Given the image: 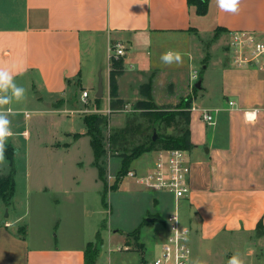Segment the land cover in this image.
<instances>
[{
  "label": "crops",
  "instance_id": "obj_1",
  "mask_svg": "<svg viewBox=\"0 0 264 264\" xmlns=\"http://www.w3.org/2000/svg\"><path fill=\"white\" fill-rule=\"evenodd\" d=\"M206 17L211 22L212 42L211 51L205 53L197 40L204 38ZM217 28L223 31L213 37ZM231 31L262 36L264 0H241L238 13L223 11L216 0H208L203 16L187 0H0V64L11 67L15 82L26 89L22 101L6 106L13 113L11 122H18L14 115L25 113L38 99L45 105L66 99L76 90L87 91V102L95 104V98L90 99L92 75L104 63L106 109L100 108V101L96 108L102 114L110 109V72L117 61L110 56L112 43H121L125 51L119 58L121 75L116 77L115 91L127 107L140 97L141 86L148 81L157 106L176 100L182 88L180 71H190L191 63L203 65L204 71L219 75L220 83L211 94L210 82L203 88L201 78V88L192 97L188 125L192 147L187 151L190 192L179 203L180 222L190 228L191 243L213 242L222 235L254 237L253 245L259 250L253 253L254 262L264 264V72L236 68L229 56L223 57L218 46ZM138 50H145L146 56L136 61ZM170 50L181 54V64L161 62V56ZM168 87L174 91L169 92ZM29 90L36 95L29 96ZM202 109L213 111L211 125L201 119ZM19 135L26 138L29 131L24 129ZM72 181L79 186L80 180ZM56 185H51L56 192L67 189L62 180ZM94 186L103 190L98 172ZM143 216L129 233L107 228L96 231L97 225L91 226L90 236L99 232L103 244L106 232L108 243L116 244V250L109 246L106 253L101 247L94 264H145L148 259L141 232L148 223ZM148 217L159 218L157 214ZM1 218L0 264H85L89 239L35 246L25 228L17 233L23 227H14L18 218ZM137 229L138 235H129ZM159 236L164 240V229ZM134 239L142 247L141 253L117 250L130 248Z\"/></svg>",
  "mask_w": 264,
  "mask_h": 264
},
{
  "label": "rangeland",
  "instance_id": "obj_2",
  "mask_svg": "<svg viewBox=\"0 0 264 264\" xmlns=\"http://www.w3.org/2000/svg\"><path fill=\"white\" fill-rule=\"evenodd\" d=\"M204 23H207L203 28L204 38L197 40L201 41L203 52L206 49L210 50L212 42V40L210 41V18L206 17ZM198 46L197 44V48ZM218 48L221 49L223 57L228 59L229 51L227 40L224 37ZM137 52L139 53H137L136 61L145 58V50ZM105 65L106 63L102 64L100 68L103 69L102 73L101 70H98L92 75L93 86L90 89L92 101L101 77L104 86V98L100 100L102 110L106 109ZM202 68L201 64L191 63L190 71H180L181 91L176 95L177 99L168 104L157 106L152 97L151 81L144 83L141 86L142 90L140 89V94L141 92L142 94L128 106L129 111L112 112L109 115L107 127L102 128L104 138L108 136L110 129L123 126L128 116L138 115L142 112V108L148 100L143 93L148 90V86L151 93L150 99L158 108L179 112L182 116L188 113L191 106L188 112L179 107L185 104L187 99L192 101L193 95L199 92L193 83L190 84V81L193 80L192 75L195 74L197 78H194L195 81H191L194 84L199 79H203V88H206L207 83L210 82L208 90L211 94L219 87V75L212 71L206 72ZM172 89L168 91H174ZM80 94L81 91L76 90L66 99L45 105L41 98L38 99L39 103L29 105L25 113L14 115L18 118V122L17 119L14 120L11 126L16 135L8 140L5 153L8 167L0 168V177L6 176L10 172L11 165L8 158H13L15 190L9 204L0 199V217L10 221L18 218L19 221L14 227H23L17 228V233L21 234L25 228L29 242L32 245L40 246L43 243L60 244L62 242L70 243L72 240L74 242L76 240L77 242L84 241V239L94 242L96 233L91 232V236L89 235L93 225H97L96 231L101 228L106 231L107 228L129 233L140 223L142 215L145 220L149 214H157L159 218L145 224L141 232V239L143 242L145 241V256L150 262L159 255L160 244L163 240L159 235L164 229V219L173 211V199L165 193L144 189L133 178L125 177L126 175L122 177L117 188L110 189L120 167V159L111 157L107 152L103 158L102 167L105 171L104 181L108 189L104 192L105 205L101 204L103 190L97 191L94 186L97 169L93 165V153L89 138L85 135H81L77 139L74 138L75 134L86 132L83 115L90 114V112L83 111L86 108L91 110L97 106L90 101L85 104ZM30 95L36 94L29 90ZM43 98L45 99V96ZM200 102L198 104L205 105ZM25 114L28 116L27 118ZM192 114L195 113L192 112ZM100 115L103 116L102 113ZM24 129L29 131V136L26 138L19 135ZM161 133L174 134L175 130L172 128L164 130L159 127L158 134ZM151 158V152L142 154L132 162L129 170L145 171L150 166ZM73 179L80 180L79 186L72 181ZM61 180L67 189L65 188V192H56L51 188V185L55 188ZM104 237L101 246L103 252L106 253L109 246L116 250V244L108 243L106 232ZM238 237H240L239 240ZM130 242L129 249L131 251L142 252V247L135 239ZM253 243L255 244V238L249 239L245 235H222L216 241L203 244L195 241L191 243L189 240L191 264H197V262L199 264H227L228 259L234 253L241 255L244 264H255L253 253H257L259 250ZM250 252L251 254H249ZM262 252L264 253V244Z\"/></svg>",
  "mask_w": 264,
  "mask_h": 264
},
{
  "label": "trees",
  "instance_id": "obj_3",
  "mask_svg": "<svg viewBox=\"0 0 264 264\" xmlns=\"http://www.w3.org/2000/svg\"><path fill=\"white\" fill-rule=\"evenodd\" d=\"M188 5L195 8L196 14L203 16L208 11V0H187ZM215 37H218L222 33L221 28L215 30ZM121 72V62L115 61L113 63V69L110 72V102L109 108L112 111L121 109L125 104L120 100L115 91L116 77ZM147 88V87H146ZM147 97V102L142 108L140 114H133L128 116L125 123L121 127L110 129V132L106 138L102 134V128L107 127L108 118L97 114L83 115V122L86 127L85 136L89 138V144L93 153V165L98 172V178L103 184L102 204L104 203V192L107 191V184L104 181L105 171L102 167L103 158L110 153L111 157H117L120 159V167L117 171V175L110 189L118 187L121 183L122 177L126 175L134 160L139 158L144 153H150L156 149H183L188 151L192 144L190 142L189 133V112L191 100L187 99L185 104L179 108L186 109L188 113L179 114L170 110H164L158 108L150 99L151 93L148 86V90L144 93ZM101 99H95V104L99 107V101ZM167 130L172 128L175 130L174 134H158V128ZM156 131L157 138L152 140L153 131ZM80 137L79 134H75V139ZM11 170L6 176L0 177V199L9 204L15 190L14 171H13V158L9 157ZM139 230H135L129 235H138ZM102 246V239L99 232L96 233L94 242H90L86 245L84 251L85 264H94L100 249Z\"/></svg>",
  "mask_w": 264,
  "mask_h": 264
},
{
  "label": "built area",
  "instance_id": "obj_4",
  "mask_svg": "<svg viewBox=\"0 0 264 264\" xmlns=\"http://www.w3.org/2000/svg\"><path fill=\"white\" fill-rule=\"evenodd\" d=\"M227 48L229 60L236 68H256L264 72V34L258 36L250 31H231L228 33ZM125 55L121 43H112L110 56L114 60ZM196 78V75H192ZM80 97L86 104L87 91H81ZM232 104L231 102L229 103ZM124 105L117 111L107 109L103 116L109 118L112 112H127ZM83 112L100 115L98 108L85 109ZM201 119L208 125L213 123V111L202 109ZM150 166L142 172L129 170L125 177L133 178L146 190L157 191L170 195L174 201L173 211L164 219L165 236L160 246L159 255L145 264H188L191 250L189 240L191 230L180 222L178 206L190 192L189 177L191 172L187 151L183 149H156L152 152ZM117 250L128 251V247Z\"/></svg>",
  "mask_w": 264,
  "mask_h": 264
},
{
  "label": "clouds",
  "instance_id": "obj_5",
  "mask_svg": "<svg viewBox=\"0 0 264 264\" xmlns=\"http://www.w3.org/2000/svg\"><path fill=\"white\" fill-rule=\"evenodd\" d=\"M241 0H216L217 5L223 11L231 13L239 12ZM161 62L165 65H179L182 63V56L178 52L167 51L161 56ZM26 89L15 82L11 67L0 64V168H7L6 147L8 140L16 134L12 130L10 115L13 114L7 105L13 101L20 102L24 99ZM199 264V262H197ZM227 264H244L239 253H234L227 261Z\"/></svg>",
  "mask_w": 264,
  "mask_h": 264
},
{
  "label": "water",
  "instance_id": "obj_6",
  "mask_svg": "<svg viewBox=\"0 0 264 264\" xmlns=\"http://www.w3.org/2000/svg\"><path fill=\"white\" fill-rule=\"evenodd\" d=\"M195 88L196 89H200L201 88V80L200 79L195 84ZM102 95H103V85H102V78L100 77L99 81H98L97 90H96V93L94 95V98L95 99H101ZM156 138H157V134H156V131L154 130L153 134H152V140L154 141V140H156ZM153 220H155V218L147 217L145 219V222L149 223V222H151Z\"/></svg>",
  "mask_w": 264,
  "mask_h": 264
},
{
  "label": "bare ground",
  "instance_id": "obj_7",
  "mask_svg": "<svg viewBox=\"0 0 264 264\" xmlns=\"http://www.w3.org/2000/svg\"><path fill=\"white\" fill-rule=\"evenodd\" d=\"M250 117H251V115H250ZM253 118V117H252Z\"/></svg>",
  "mask_w": 264,
  "mask_h": 264
}]
</instances>
